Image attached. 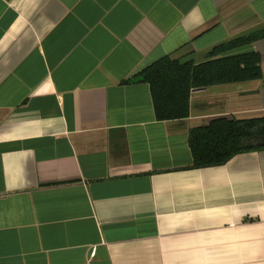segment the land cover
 <instances>
[{
  "label": "crops",
  "instance_id": "0c3cea01",
  "mask_svg": "<svg viewBox=\"0 0 264 264\" xmlns=\"http://www.w3.org/2000/svg\"><path fill=\"white\" fill-rule=\"evenodd\" d=\"M264 30V0H0V264H264V150L192 169L190 131L264 118L258 81L159 121L164 57ZM208 90V91H205Z\"/></svg>",
  "mask_w": 264,
  "mask_h": 264
},
{
  "label": "trees",
  "instance_id": "16d2710c",
  "mask_svg": "<svg viewBox=\"0 0 264 264\" xmlns=\"http://www.w3.org/2000/svg\"><path fill=\"white\" fill-rule=\"evenodd\" d=\"M263 38L264 30L239 37L215 47L209 59L198 64L192 60L182 62L164 57L126 83L150 85L159 121L186 119L190 117L194 91L262 78L258 52L227 54ZM189 146L193 157L192 169L224 165L239 153L264 150V118H218L207 126L192 129Z\"/></svg>",
  "mask_w": 264,
  "mask_h": 264
},
{
  "label": "water",
  "instance_id": "95a60500",
  "mask_svg": "<svg viewBox=\"0 0 264 264\" xmlns=\"http://www.w3.org/2000/svg\"><path fill=\"white\" fill-rule=\"evenodd\" d=\"M205 91H208V90H205ZM198 92H204V90H198ZM216 119H218V118L211 119L207 125H209L213 120H216ZM207 125H205V126H207ZM199 127H196V128H199ZM201 127H204V126H201Z\"/></svg>",
  "mask_w": 264,
  "mask_h": 264
}]
</instances>
